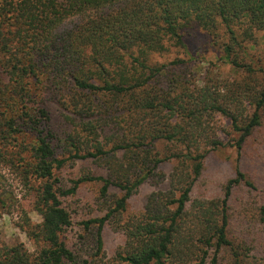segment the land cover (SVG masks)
<instances>
[{
  "label": "trees",
  "instance_id": "trees-1",
  "mask_svg": "<svg viewBox=\"0 0 264 264\" xmlns=\"http://www.w3.org/2000/svg\"><path fill=\"white\" fill-rule=\"evenodd\" d=\"M194 30L236 78L198 82L183 58L155 60L188 51ZM261 30L264 0H0V165L40 216L25 223L35 251L1 246L0 264H82L62 236L64 198L86 182L99 183L105 209L82 222L87 264H105L110 224L122 235L114 264H264V188L241 167L264 126V64L248 59ZM217 116L232 141L218 136ZM225 146L233 176L210 193L206 158ZM77 162L105 172L64 177ZM147 184L155 189L130 210Z\"/></svg>",
  "mask_w": 264,
  "mask_h": 264
},
{
  "label": "rangeland",
  "instance_id": "rangeland-1",
  "mask_svg": "<svg viewBox=\"0 0 264 264\" xmlns=\"http://www.w3.org/2000/svg\"><path fill=\"white\" fill-rule=\"evenodd\" d=\"M187 50H172L163 57H156L158 62H169L175 57L183 58V70L195 75L198 82L207 78H219L221 80H233L237 77V70L221 58L218 45H213L211 37H207L201 31L194 30L187 37ZM248 59L257 65L264 64V31L256 33V44L248 47ZM218 136L224 141H232L234 135L227 133L228 121L217 116ZM236 152L234 148L225 146L212 151L206 158V167L203 172L202 183L207 190L216 193L224 182L233 176ZM241 167L264 188V126L254 132L248 139L241 159ZM85 170L94 173H104V169L91 162H77L73 167L68 165L64 171V177H74ZM168 172V167L164 168ZM74 174V175H73ZM98 182H86L79 185L76 193L64 198V204L71 215V225L63 232L62 239L80 253V263L87 264L91 260L92 250L80 240H90L88 230L83 229L82 222L91 217L100 216L105 209L104 202L98 196ZM155 189L144 185L129 201V209L135 210L141 206L145 194ZM0 197L4 204H0V247L22 243L30 253L34 252L36 245L30 239L25 230L26 222L36 224L40 222V216L35 210L34 195L22 185L19 176L12 170L0 165ZM103 254L105 264L115 263V254L121 246L122 235L110 224L102 230ZM91 262V261H90ZM91 263V264H98Z\"/></svg>",
  "mask_w": 264,
  "mask_h": 264
}]
</instances>
